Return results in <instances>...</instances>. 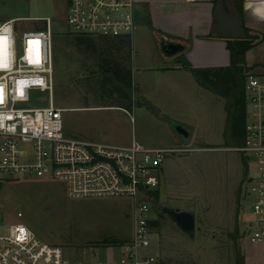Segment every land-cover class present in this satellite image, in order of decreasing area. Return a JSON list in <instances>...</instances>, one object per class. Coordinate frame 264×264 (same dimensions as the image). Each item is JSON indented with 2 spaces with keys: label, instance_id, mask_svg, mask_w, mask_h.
<instances>
[{
  "label": "rangeland",
  "instance_id": "obj_1",
  "mask_svg": "<svg viewBox=\"0 0 264 264\" xmlns=\"http://www.w3.org/2000/svg\"><path fill=\"white\" fill-rule=\"evenodd\" d=\"M227 2L232 16L240 17L242 26L256 43L261 41L262 17L246 8L239 14L233 0ZM67 3V0H0V23L14 17H49L58 41L68 29ZM19 24L23 29L37 28L43 27L44 22ZM141 30L145 33L132 42L130 58L126 56L125 45L109 38L54 43L59 50L54 63V105L64 110V133L112 144L135 139L149 148L193 149L167 153L159 168V185L155 188L158 197L149 203L158 225L149 249L158 254L157 264H236L246 230V223L238 216L248 176L255 173V159H247L234 151L235 147H224L223 97L212 92L204 93L207 95L202 98L193 95V108L191 89L187 86L185 93L183 80L179 89L170 81L173 77L177 79V75L155 73L152 68L161 66L164 57L155 34ZM102 59H106L108 66L118 62L129 67L132 91L129 107L116 105L119 103L114 98L121 101L119 92L105 88L99 93L93 90L96 86L84 80L96 70L97 64L103 63ZM245 61L255 65L252 73H264V40L249 51ZM31 100L34 104L30 106H45L48 94L36 91ZM173 120L192 128L188 142L172 133L169 123ZM161 207L191 212L195 218L194 235L190 237L180 231L167 215H159ZM0 212L3 216L0 235L7 233L8 225L20 223L44 243L62 247L68 259L81 262L112 263L118 253L108 241L116 239L121 243L131 237L129 200L70 199L61 184L51 181L5 179V175H0ZM17 213L22 217L17 218Z\"/></svg>",
  "mask_w": 264,
  "mask_h": 264
},
{
  "label": "built area",
  "instance_id": "obj_2",
  "mask_svg": "<svg viewBox=\"0 0 264 264\" xmlns=\"http://www.w3.org/2000/svg\"><path fill=\"white\" fill-rule=\"evenodd\" d=\"M68 31L87 37L132 38L137 27L136 0H67ZM251 2V0H246ZM44 22L22 28V21ZM53 30L49 17L14 18L0 23V175L61 184L70 199L120 198L131 204V237L113 244L112 263L68 259L60 246L44 243L20 223L0 235V264H157L150 247L155 236L150 192L167 153L191 148H149L132 139L120 145L64 133L63 109L54 105ZM48 94L45 106L31 95ZM245 134L233 150L255 159V173L243 190L250 219L246 238L264 241V73L245 77ZM17 218L22 214L17 213ZM3 216L0 212V221Z\"/></svg>",
  "mask_w": 264,
  "mask_h": 264
},
{
  "label": "crops",
  "instance_id": "obj_3",
  "mask_svg": "<svg viewBox=\"0 0 264 264\" xmlns=\"http://www.w3.org/2000/svg\"><path fill=\"white\" fill-rule=\"evenodd\" d=\"M136 2L137 6L144 5L147 7L150 27L142 24L137 25L132 35L131 42H134L135 38L138 39L145 33V31L141 29H147L155 34L158 45L160 38L163 37L167 41L177 42L185 46L183 52L170 57L164 56L161 53L164 57L162 65L155 68L151 67L155 69V73L158 75H177V79L173 77L170 81H172L174 85L176 84L175 86L179 89L181 88L180 81L183 80L185 82L182 83L186 90L185 93H187V86L191 89L189 95L191 103L193 102V95L202 98L207 95L204 93H210L196 83L191 73L181 66L177 58L180 55L184 56L188 63L194 68L230 66V54L226 48L225 39H221L217 36V22L214 18V13L219 6L218 0H136ZM249 9H252L253 12L262 17V22H264V0H259L257 3H250L247 10ZM7 20H10V18L4 21ZM263 40L264 38L258 45H260ZM249 51L245 53L244 59ZM168 59H175V61L171 62L172 60ZM245 64L246 66H251L247 61H245ZM181 75L185 79H180L179 76ZM155 102L156 101H154V105ZM192 104V107L195 108V103ZM156 106L159 107L160 105L157 104ZM117 139L120 141L121 138ZM131 140L120 145L129 144ZM175 147L177 146H169L166 148ZM233 210V207L230 208V214L233 213ZM238 218L246 223L247 228V222L250 216L247 204L244 201ZM245 231L244 234H246ZM239 251L242 264H264V241L254 244L249 242L245 235L240 243Z\"/></svg>",
  "mask_w": 264,
  "mask_h": 264
},
{
  "label": "trees",
  "instance_id": "obj_4",
  "mask_svg": "<svg viewBox=\"0 0 264 264\" xmlns=\"http://www.w3.org/2000/svg\"><path fill=\"white\" fill-rule=\"evenodd\" d=\"M219 3V0H218ZM238 13H243V2L242 0H233ZM135 21L137 25H147L150 27L149 13L147 7L144 5H138L135 10ZM238 19L240 17H237ZM240 21V19H239ZM241 26L242 22L240 21ZM242 30L245 36L236 40H225L226 48L230 54V66L218 67V68H194L184 56L180 55L177 60L181 63V66L188 70L196 83L212 92L213 94L223 97L225 100L224 111L226 114L225 129L223 132L224 147H239L243 144L245 134V122H246V110H245V77L246 73L253 70L255 65L246 66L245 64V53L258 45L261 41L255 42L254 37L248 34V29L242 26ZM64 38L58 40L55 38L56 34H53V42L69 41L73 40L77 42L79 39H87L89 37L73 34L68 30L64 33ZM115 42L125 45L128 49L126 52L127 58H130V46L132 44L131 38L117 39ZM68 44V43H67ZM53 59L56 61V54L59 51L57 46L54 44L53 48ZM103 63H99L96 66V70L90 72V76H85L88 82L96 86L99 93H103L105 88L114 90L120 93V100L114 98L115 102L119 103L116 105H127L130 106L132 100V91L130 86L131 71L129 67L124 66L121 63L115 62L114 65L108 66L106 59L101 60ZM105 63V64H104ZM82 75V73H81ZM113 95V94H112ZM115 96V95H114ZM114 96H111L112 98ZM146 105V103H145ZM150 105V104H149ZM148 105V106H149ZM151 106V105H150ZM149 106V107H150ZM109 107H120V106H109ZM152 200L158 197L157 191L149 193ZM161 215V213L159 214ZM151 225L156 227L158 225L157 220L151 222ZM108 243H119L116 239H111ZM237 263L242 264V258L240 253L237 256Z\"/></svg>",
  "mask_w": 264,
  "mask_h": 264
},
{
  "label": "water",
  "instance_id": "obj_5",
  "mask_svg": "<svg viewBox=\"0 0 264 264\" xmlns=\"http://www.w3.org/2000/svg\"><path fill=\"white\" fill-rule=\"evenodd\" d=\"M248 2L244 1L243 7L246 8ZM217 22V36L225 40L240 39L243 34L239 19L232 16L227 0H219V6L214 13ZM159 49L164 56H173L185 50V46L165 40L163 37L159 40ZM169 128L172 133L184 142H188L192 133V128L178 121H170ZM159 212L167 215L180 231L192 237L195 232V218L191 212L181 211L175 208L161 207Z\"/></svg>",
  "mask_w": 264,
  "mask_h": 264
},
{
  "label": "bare ground",
  "instance_id": "obj_6",
  "mask_svg": "<svg viewBox=\"0 0 264 264\" xmlns=\"http://www.w3.org/2000/svg\"><path fill=\"white\" fill-rule=\"evenodd\" d=\"M250 3H248V5L246 6V9L249 7Z\"/></svg>",
  "mask_w": 264,
  "mask_h": 264
},
{
  "label": "flooded vegetation",
  "instance_id": "obj_7",
  "mask_svg": "<svg viewBox=\"0 0 264 264\" xmlns=\"http://www.w3.org/2000/svg\"><path fill=\"white\" fill-rule=\"evenodd\" d=\"M255 15L259 16L257 13L253 12ZM260 17V16H259Z\"/></svg>",
  "mask_w": 264,
  "mask_h": 264
}]
</instances>
